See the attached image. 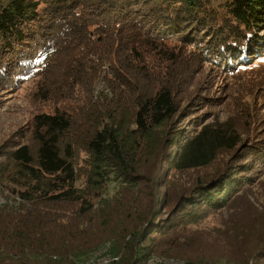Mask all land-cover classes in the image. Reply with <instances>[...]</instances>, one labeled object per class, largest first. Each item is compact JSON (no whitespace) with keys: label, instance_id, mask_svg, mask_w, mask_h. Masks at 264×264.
Masks as SVG:
<instances>
[{"label":"trees","instance_id":"1","mask_svg":"<svg viewBox=\"0 0 264 264\" xmlns=\"http://www.w3.org/2000/svg\"><path fill=\"white\" fill-rule=\"evenodd\" d=\"M263 57L264 0H0V90L33 80L41 107L31 142L22 136L0 161V264H77L104 243L117 258L108 264H264V246L238 262L163 252L170 228H160L162 211L134 175L153 129L177 114L172 84L191 63L225 81L251 75L239 84L246 91L264 86V66L254 69ZM97 80L133 107L129 120L99 112L94 102L107 95L92 99ZM176 135V170H206L171 197L180 210L225 206L244 183L235 170L223 177L246 146L242 130L228 118ZM112 172L137 191L103 198ZM190 221L185 213L178 223Z\"/></svg>","mask_w":264,"mask_h":264},{"label":"rangeland","instance_id":"2","mask_svg":"<svg viewBox=\"0 0 264 264\" xmlns=\"http://www.w3.org/2000/svg\"><path fill=\"white\" fill-rule=\"evenodd\" d=\"M258 62L260 64H257ZM258 62L256 61L254 69L264 66V57ZM244 75L236 80L225 81L211 71L191 63L188 71L183 76H177L172 84L173 96L178 101L177 114L161 126L155 127L149 140L145 142L148 152L146 157H142L138 162L139 167L134 175L145 177L143 185L139 187L149 195L157 209L162 211L157 222L160 228H170L169 235L160 238V249L163 252L168 251L177 256L188 254L193 261L205 257L225 258L226 254L230 253L237 258L233 262H238L253 250L264 246V86L261 84L263 81L260 84L251 82L248 83V89L243 91L239 84L251 76ZM34 86L35 81L28 79L12 89L0 90V161H4L6 150L16 145L19 140L22 141V136H27L22 142H31L28 131L30 121L41 108L38 102L39 94L34 92ZM90 91L92 99H96L101 92L107 95L105 102H94L99 112L105 109L107 116H112L113 113L116 117L119 114L122 119L129 120L133 107L121 99V93H115V90L113 93L100 80H97L92 88L90 86ZM82 95L86 98L85 92L80 93V96ZM108 100L112 101L115 108H109ZM76 101L63 102H66L64 106H77ZM228 118L234 119L235 125L242 130L241 139L247 143L245 147H240L230 169L223 177L230 170H235L244 177L241 178L244 183L227 204L219 209L199 207L180 210L185 203L179 198L173 199L172 194H178L181 188L188 186L195 176L206 169L181 172L176 170L173 166L174 154L178 149L176 132H184V138L197 134L203 125ZM78 123L80 122L74 123L76 129ZM126 139L132 145L139 143L138 139L129 135ZM253 145L259 147L256 157L250 155ZM242 170L244 171L241 173ZM165 176L168 179L166 181ZM122 188L127 190V193L137 191L136 186L125 185L123 180L120 182L115 172H112L103 179L101 195L103 198H112ZM164 204L167 205L164 207ZM185 213L189 214L192 221L178 223ZM109 248V243H104L97 251L81 258L77 264H84L97 255L117 259L107 252ZM148 263L183 264L182 261L159 256H151Z\"/></svg>","mask_w":264,"mask_h":264},{"label":"bare ground","instance_id":"3","mask_svg":"<svg viewBox=\"0 0 264 264\" xmlns=\"http://www.w3.org/2000/svg\"><path fill=\"white\" fill-rule=\"evenodd\" d=\"M111 259H114V258H110L108 256H95V257H92L91 259L87 260L86 263L84 264H108V262L111 260Z\"/></svg>","mask_w":264,"mask_h":264},{"label":"built area","instance_id":"4","mask_svg":"<svg viewBox=\"0 0 264 264\" xmlns=\"http://www.w3.org/2000/svg\"><path fill=\"white\" fill-rule=\"evenodd\" d=\"M2 202H3V200H2Z\"/></svg>","mask_w":264,"mask_h":264}]
</instances>
